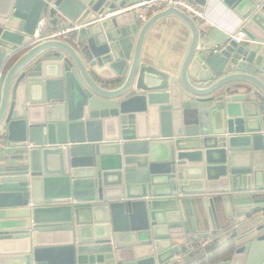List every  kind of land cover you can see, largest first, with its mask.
<instances>
[{"label": "water", "instance_id": "water-1", "mask_svg": "<svg viewBox=\"0 0 264 264\" xmlns=\"http://www.w3.org/2000/svg\"><path fill=\"white\" fill-rule=\"evenodd\" d=\"M130 1L0 0V264H264V0H220L241 43L175 6L101 19ZM56 12L78 29L35 43ZM167 17L177 72L145 55Z\"/></svg>", "mask_w": 264, "mask_h": 264}, {"label": "crops", "instance_id": "crops-1", "mask_svg": "<svg viewBox=\"0 0 264 264\" xmlns=\"http://www.w3.org/2000/svg\"><path fill=\"white\" fill-rule=\"evenodd\" d=\"M202 10L213 27L220 29V31L225 34L234 33L243 25V21L239 16L220 0H214V2L206 5ZM54 15L58 20L57 23L50 25L53 30H61L70 27L69 21L59 12H56ZM188 42L189 31L187 28L176 18L167 17L159 21L149 33L145 43V55L153 59L156 65L177 72L186 52ZM210 223V228L205 226V228H201V230L190 233L186 236L188 243L192 242L191 246L201 245L207 242L209 243L221 235H224L226 230H216L218 222L211 220ZM204 233L209 236L203 239L196 238L197 235H203ZM182 242V239H175L173 246H175V244H182ZM181 249L182 253L176 257L177 259L178 257L182 255L186 256L187 253H189V250L184 252V248L181 247ZM213 254L214 257L212 260L204 259L201 263L197 264H217L223 261L222 258L224 257V254L218 251H213Z\"/></svg>", "mask_w": 264, "mask_h": 264}, {"label": "built area", "instance_id": "built-area-1", "mask_svg": "<svg viewBox=\"0 0 264 264\" xmlns=\"http://www.w3.org/2000/svg\"><path fill=\"white\" fill-rule=\"evenodd\" d=\"M170 6H175L177 9L192 18L198 26L200 33L206 32L213 27V25L205 17L202 8L198 6L194 0H131L123 8L105 13L101 19L131 14L137 22L143 24L150 16L169 8ZM44 24L45 19L41 18L33 36L35 43L44 40H68L69 34L78 29L77 26H70L61 30L52 29L47 31L45 34H42L40 30ZM227 37L230 41L238 43L245 41V34L241 28L234 33L227 34ZM207 245L208 242L201 245L191 246L189 248V253L195 252L200 248L203 249Z\"/></svg>", "mask_w": 264, "mask_h": 264}]
</instances>
